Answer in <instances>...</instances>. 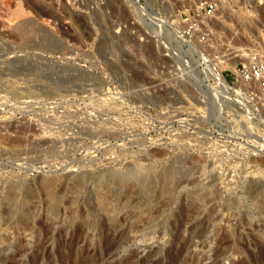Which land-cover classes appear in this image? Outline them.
I'll return each mask as SVG.
<instances>
[{"label":"rangeland","instance_id":"1","mask_svg":"<svg viewBox=\"0 0 264 264\" xmlns=\"http://www.w3.org/2000/svg\"><path fill=\"white\" fill-rule=\"evenodd\" d=\"M203 1L0 0L13 264H264V85L231 70L264 62V0H214L183 36Z\"/></svg>","mask_w":264,"mask_h":264},{"label":"bare ground","instance_id":"2","mask_svg":"<svg viewBox=\"0 0 264 264\" xmlns=\"http://www.w3.org/2000/svg\"><path fill=\"white\" fill-rule=\"evenodd\" d=\"M162 21V20H161ZM169 23V22H168ZM166 25H168L167 27L165 26L163 29H164V33H165V37H166V39H168V40H173L174 41V38H176V39H178L179 37H180V35L177 33V31L174 29V27H172L170 24H166ZM153 26V25H152ZM151 26V27H152ZM163 26V25H162ZM155 27L157 28V25L155 26L154 25V29H155ZM159 29V28H158ZM158 29H156V30H158ZM160 33V32H159ZM170 40V41H171ZM107 42V40H105V43ZM179 42H181V41H179V40H176L175 42H173V44L174 43H179ZM182 43V42H181ZM183 43H184V41H183ZM179 45V44H178ZM178 45H177V47L175 46V49H176V52L178 51V54H180V53H182V51H181V47L179 48L178 47ZM174 46V45H173ZM107 48V47H106ZM174 49V50H175ZM184 53V52H183ZM185 61V60H184ZM194 62V61H193ZM186 64H188L187 62H185ZM184 63V65L186 66V64ZM195 63L196 64H198V60L196 59V61H195ZM227 64H222V66L219 68V69H216V68H211L210 69V71H209V75H211V79H213V83H214V85H216V87H218V88H220V89H224V90H226L228 87H227V85L225 84V82H224V80H223V77H222V75H221V70L226 66ZM191 66H193V67H191V68H193L192 70H193V77H195V79L196 80H198L199 79V72H197L196 71V69H195V67L196 66H194L193 64L191 65ZM229 67V66H228ZM197 68V67H196ZM198 70V69H197ZM199 71V70H198ZM201 73V72H200ZM205 73H207V72H205ZM194 79V78H193ZM60 80V79H59ZM200 81V80H199ZM198 81V82H199ZM212 81V80H211ZM49 82V81H48ZM203 82V81H202ZM51 83L53 84V85H55V86H61V85H63V83L64 82H58V81H56V80H51ZM195 83H197V82H195ZM203 84V83H202ZM201 85V84H200ZM205 86V85H204ZM199 87V86H198ZM210 88H211V86H210ZM214 89V88H213ZM213 89H212V91H213ZM203 90V89H202ZM211 90V89H210ZM210 90H209V88L207 89L206 88V90L203 92V93H205V95L206 96H208L209 97V104L211 105L210 106V110H211V108L212 109H216V107L222 102V96L220 95L221 93H212V92H210ZM202 93V94H203ZM204 95V94H203ZM219 106H221V105H219ZM219 106L217 107L218 108V110H219ZM212 114V113H211ZM213 114H214V112H213ZM72 212V214H73V211H71ZM188 240H189V238H188ZM264 242V241H263ZM59 243V242H58ZM40 244V243H39ZM72 244V243H71ZM184 244V243H183ZM259 244V243H258ZM179 247V246H178ZM218 248V247H217ZM239 248V247H238ZM264 249V248H263ZM19 251L18 252H21V250L22 249H18ZM25 250V249H24ZM45 250V249H44ZM5 251V249H4V247H0V263L2 262V263H4V264H13L12 263V257H10V256H8L7 255V253H5L4 252ZM223 251V250H222ZM239 252V251H238ZM46 253V252H45ZM79 253V252H78ZM195 253V252H194ZM213 253V252H212ZM17 254V253H16ZM33 255H34V253H32ZM50 254H51V252H50ZM76 254H77V251H76ZM184 254V253H183ZM233 254V253H232ZM250 254V253H249ZM32 256V255H31ZM35 256H38V255H34L33 257L35 258ZM240 256V255H239ZM189 257V256H188ZM251 257V256H250ZM253 257V256H252ZM31 258V257H30ZM45 258V257H44ZM59 258H60V256H59ZM37 259V258H36ZM35 259V260H36ZM46 259H47V257H46ZM45 259V260H46ZM83 259V258H82ZM262 259V258H261ZM260 259V260H261ZM14 260V259H13ZM256 260V259H255ZM41 261V260H40ZM42 261H44V260H42ZM68 261V260H67ZM77 261V260H76ZM81 261V260H80ZM8 262V263H7ZM46 262H48V260L46 261ZM49 262H50V260H49ZM78 262V261H77ZM214 262V261H213ZM231 262V261H230ZM233 262V261H232ZM253 262V261H252ZM36 262L34 261H30V263L29 264H35ZM57 263V262H56ZM74 263V262H73ZM135 263V262H134ZM47 264V263H46ZM51 264V263H50ZM69 264V263H68ZM232 264H245V262L244 261H239V262H234V263H232ZM247 264V263H246Z\"/></svg>","mask_w":264,"mask_h":264},{"label":"built area","instance_id":"3","mask_svg":"<svg viewBox=\"0 0 264 264\" xmlns=\"http://www.w3.org/2000/svg\"><path fill=\"white\" fill-rule=\"evenodd\" d=\"M215 2L214 0H204L202 4L196 5L194 9V16L188 19V22L185 25V28L182 31L183 36H190L193 35L197 30H198V24H199V16L204 17L207 16L209 12H211L214 8ZM201 37L205 38L204 32L200 31ZM260 57V56H259ZM256 58L248 63L247 65L241 64V65H236L235 64V69H231L236 76L242 78L244 82L246 81H251L255 80L256 82L261 83L264 85V76H263V69H264V62L261 58ZM224 81H226L223 78ZM3 105V112H5L7 106L4 102L2 103ZM6 130L5 125H0V138L4 134Z\"/></svg>","mask_w":264,"mask_h":264},{"label":"water","instance_id":"4","mask_svg":"<svg viewBox=\"0 0 264 264\" xmlns=\"http://www.w3.org/2000/svg\"><path fill=\"white\" fill-rule=\"evenodd\" d=\"M37 68H38V66L36 65V64H30V65H26V66H24V70H28V71H33V70H37ZM16 72H20L21 70H19L18 68L17 69H14ZM41 74H43V73H41ZM47 79H50V80H56V81H58V82H63L64 80H59V78L57 77V78H47Z\"/></svg>","mask_w":264,"mask_h":264}]
</instances>
